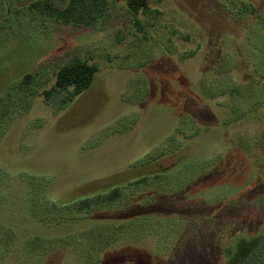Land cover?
<instances>
[{"label":"rangeland","instance_id":"obj_1","mask_svg":"<svg viewBox=\"0 0 264 264\" xmlns=\"http://www.w3.org/2000/svg\"><path fill=\"white\" fill-rule=\"evenodd\" d=\"M30 1L0 0V264H227L239 235L264 239V0H113L94 26ZM77 56L92 85L47 102ZM162 168L112 207L61 208Z\"/></svg>","mask_w":264,"mask_h":264},{"label":"trees","instance_id":"obj_2","mask_svg":"<svg viewBox=\"0 0 264 264\" xmlns=\"http://www.w3.org/2000/svg\"><path fill=\"white\" fill-rule=\"evenodd\" d=\"M111 1L113 0H32L29 2L28 8L33 13L49 17L66 25L94 26L99 19L104 18L108 14ZM228 1L230 4L234 3L239 8V10H236L237 15L255 13V8L250 3L243 1L242 5L238 3L237 5L234 0ZM127 3L130 10L134 13L146 12L150 8L149 0H128ZM97 71L98 66L95 63H91L89 60L78 56L73 57L57 69L54 83L50 88H45L42 92L44 99L57 106L67 105L77 95L92 85ZM38 75V73L34 74L32 72L25 73L18 84L21 92L24 94L31 93ZM236 87L228 84L227 89H225L230 92H236ZM58 95L62 96L58 103L55 104L53 100ZM135 167L137 166L135 165ZM164 170L163 168L161 170L157 169L150 174L131 179L126 184L113 185L108 189L96 193L75 197L61 205V208L67 214L66 211L69 208L88 213L112 207L123 198L124 187L129 186L132 189H136L139 185H150L153 181L157 182L160 179L162 176L161 172ZM51 207H53V210L56 208L53 203ZM66 218H68L67 215ZM226 254L227 264H247L256 256L259 260L261 259L260 261H263L264 239L258 235L247 237L241 234L236 238L234 243L229 244Z\"/></svg>","mask_w":264,"mask_h":264}]
</instances>
